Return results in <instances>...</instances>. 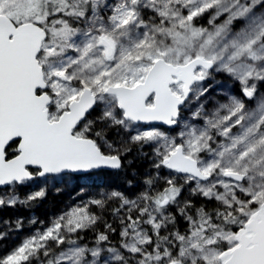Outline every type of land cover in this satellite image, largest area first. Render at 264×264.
Here are the masks:
<instances>
[{
  "label": "snow or ice",
  "instance_id": "6c2138e0",
  "mask_svg": "<svg viewBox=\"0 0 264 264\" xmlns=\"http://www.w3.org/2000/svg\"><path fill=\"white\" fill-rule=\"evenodd\" d=\"M0 264H264V0H0Z\"/></svg>",
  "mask_w": 264,
  "mask_h": 264
}]
</instances>
